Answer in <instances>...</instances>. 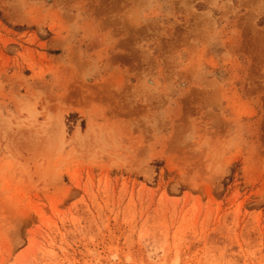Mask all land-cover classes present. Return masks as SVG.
<instances>
[{
	"label": "rangeland",
	"instance_id": "374dc122",
	"mask_svg": "<svg viewBox=\"0 0 264 264\" xmlns=\"http://www.w3.org/2000/svg\"><path fill=\"white\" fill-rule=\"evenodd\" d=\"M0 264H264V0H0Z\"/></svg>",
	"mask_w": 264,
	"mask_h": 264
}]
</instances>
